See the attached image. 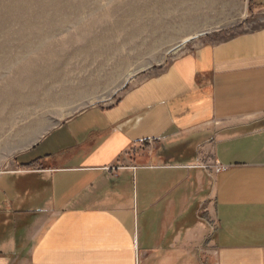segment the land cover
I'll use <instances>...</instances> for the list:
<instances>
[{"label":"crops","instance_id":"1","mask_svg":"<svg viewBox=\"0 0 264 264\" xmlns=\"http://www.w3.org/2000/svg\"><path fill=\"white\" fill-rule=\"evenodd\" d=\"M215 37L0 173V264H264V27Z\"/></svg>","mask_w":264,"mask_h":264},{"label":"rangeland","instance_id":"2","mask_svg":"<svg viewBox=\"0 0 264 264\" xmlns=\"http://www.w3.org/2000/svg\"><path fill=\"white\" fill-rule=\"evenodd\" d=\"M262 27L252 0H0V173L196 41Z\"/></svg>","mask_w":264,"mask_h":264},{"label":"water","instance_id":"3","mask_svg":"<svg viewBox=\"0 0 264 264\" xmlns=\"http://www.w3.org/2000/svg\"><path fill=\"white\" fill-rule=\"evenodd\" d=\"M197 38H199V37H197ZM197 38H194V39H191L190 41H188L187 43H189V42H191V41H194V40H196ZM182 47H184V46H182ZM182 47H179L176 51H179V50H181L182 49Z\"/></svg>","mask_w":264,"mask_h":264}]
</instances>
